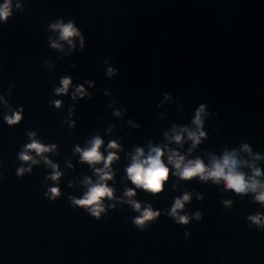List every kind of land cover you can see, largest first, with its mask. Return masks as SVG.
Returning a JSON list of instances; mask_svg holds the SVG:
<instances>
[{
	"label": "water",
	"instance_id": "1",
	"mask_svg": "<svg viewBox=\"0 0 264 264\" xmlns=\"http://www.w3.org/2000/svg\"><path fill=\"white\" fill-rule=\"evenodd\" d=\"M0 264H264V0H0Z\"/></svg>",
	"mask_w": 264,
	"mask_h": 264
}]
</instances>
